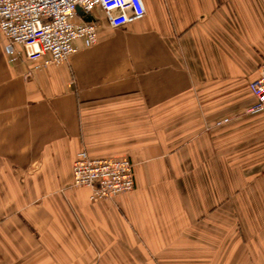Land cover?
Masks as SVG:
<instances>
[{"label": "crops", "instance_id": "crops-1", "mask_svg": "<svg viewBox=\"0 0 264 264\" xmlns=\"http://www.w3.org/2000/svg\"><path fill=\"white\" fill-rule=\"evenodd\" d=\"M67 62L11 61L0 33V264H264V0H144ZM135 164L92 201L72 168Z\"/></svg>", "mask_w": 264, "mask_h": 264}, {"label": "built area", "instance_id": "built-area-1", "mask_svg": "<svg viewBox=\"0 0 264 264\" xmlns=\"http://www.w3.org/2000/svg\"><path fill=\"white\" fill-rule=\"evenodd\" d=\"M100 6L112 27L146 15L144 0H0V33L11 61L44 56V64L67 62L82 48L98 43V23L88 20ZM256 97L250 112H264V62L250 83ZM73 187H88L90 199H114L135 188V164L126 158H93L86 149L72 168Z\"/></svg>", "mask_w": 264, "mask_h": 264}, {"label": "rangeland", "instance_id": "rangeland-1", "mask_svg": "<svg viewBox=\"0 0 264 264\" xmlns=\"http://www.w3.org/2000/svg\"><path fill=\"white\" fill-rule=\"evenodd\" d=\"M264 62V61H263Z\"/></svg>", "mask_w": 264, "mask_h": 264}]
</instances>
